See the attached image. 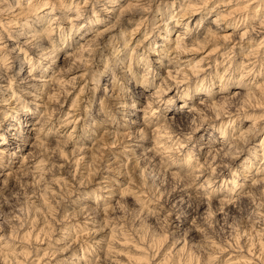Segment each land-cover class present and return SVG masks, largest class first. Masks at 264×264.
Wrapping results in <instances>:
<instances>
[{"label": "clouds", "instance_id": "1", "mask_svg": "<svg viewBox=\"0 0 264 264\" xmlns=\"http://www.w3.org/2000/svg\"><path fill=\"white\" fill-rule=\"evenodd\" d=\"M0 264H264V0H0Z\"/></svg>", "mask_w": 264, "mask_h": 264}]
</instances>
